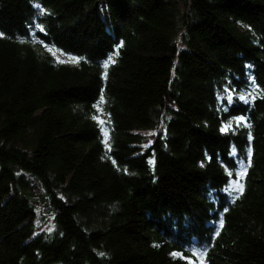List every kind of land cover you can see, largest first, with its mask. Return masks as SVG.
<instances>
[{"label": "trees", "instance_id": "16d2710c", "mask_svg": "<svg viewBox=\"0 0 264 264\" xmlns=\"http://www.w3.org/2000/svg\"><path fill=\"white\" fill-rule=\"evenodd\" d=\"M201 252L264 264V0H0V264Z\"/></svg>", "mask_w": 264, "mask_h": 264}, {"label": "snow or ice", "instance_id": "6c2138e0", "mask_svg": "<svg viewBox=\"0 0 264 264\" xmlns=\"http://www.w3.org/2000/svg\"><path fill=\"white\" fill-rule=\"evenodd\" d=\"M69 60L73 63H77L79 62L77 58H74V57H70ZM58 63H63V62H66V61H61V60H57ZM114 60L112 57H109V59L104 63V68L105 70H107L108 66L110 63H113ZM106 71H105V76H106ZM242 100L245 99V97L241 96L240 97ZM229 100H231V97L229 96ZM103 102V96H101V103ZM93 119H97V117H93ZM101 124H103L104 122L103 121H100ZM237 123H243V118H240ZM231 125H229L228 127H230ZM246 127H251L250 125L246 124L245 125ZM101 131L103 132V135H104V142L106 144V147L109 148L110 150V146H108L107 144V141H108V133L107 131H105L103 129V127L101 128ZM248 140H249V147H248V150H247V165L242 169L241 172L237 173V176L238 177H243L244 175H246L247 173V169L249 167H251V161H252V148H251V141H252V134L251 132L248 133ZM150 164H152L154 166L155 164V161L154 159L149 161ZM127 171V170H125ZM231 191H234V192H238L239 195H236L235 197H233V202H235V200L239 199L240 195L243 194L244 192V185L242 183H239V181L235 182V184L233 186H231ZM224 227V219L223 217H221V219L219 220V223H218V227H217V230L215 232V235L216 236H219L220 235V230L223 229ZM174 256L178 255L176 253H173ZM193 255H197L201 258V262L203 264V257L206 255L205 252H201V253H193Z\"/></svg>", "mask_w": 264, "mask_h": 264}, {"label": "rangeland", "instance_id": "374dc122", "mask_svg": "<svg viewBox=\"0 0 264 264\" xmlns=\"http://www.w3.org/2000/svg\"><path fill=\"white\" fill-rule=\"evenodd\" d=\"M50 51L53 53V55L56 58H62V56L58 52H56L55 50H50ZM153 133L154 132H142V134H146L147 136H149L151 140L153 139V137H152ZM39 222H40V220L38 219V224H40ZM50 223H51V219L49 218L48 221H46L45 223L40 224V227H39L38 231H41V230H43L45 228L50 227Z\"/></svg>", "mask_w": 264, "mask_h": 264}]
</instances>
